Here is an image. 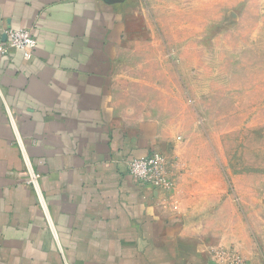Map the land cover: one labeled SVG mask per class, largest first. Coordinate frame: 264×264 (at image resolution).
<instances>
[{
  "label": "crops",
  "instance_id": "crops-1",
  "mask_svg": "<svg viewBox=\"0 0 264 264\" xmlns=\"http://www.w3.org/2000/svg\"><path fill=\"white\" fill-rule=\"evenodd\" d=\"M125 6L0 0V40L23 27L37 39L31 60L21 50L0 57V264H234L235 249L210 251L217 239L199 225L209 215H193L195 186L167 190L128 172L129 159L181 156V145L131 113L116 83ZM11 117L42 173L46 208L26 182Z\"/></svg>",
  "mask_w": 264,
  "mask_h": 264
},
{
  "label": "rangeland",
  "instance_id": "rangeland-1",
  "mask_svg": "<svg viewBox=\"0 0 264 264\" xmlns=\"http://www.w3.org/2000/svg\"><path fill=\"white\" fill-rule=\"evenodd\" d=\"M125 11L115 80L130 112L175 134L181 156L163 151L168 174L195 186L210 251L264 264V0H126Z\"/></svg>",
  "mask_w": 264,
  "mask_h": 264
},
{
  "label": "built area",
  "instance_id": "built-area-1",
  "mask_svg": "<svg viewBox=\"0 0 264 264\" xmlns=\"http://www.w3.org/2000/svg\"><path fill=\"white\" fill-rule=\"evenodd\" d=\"M37 46V39L30 28H9L3 40H0V57H7L14 50H21L23 56L27 60L33 59L35 56V49ZM12 126L15 133V138L20 146L23 157H25L31 170V183L33 184L41 205L46 208V201L43 195L38 174L30 166L29 155L26 151V146L17 125V122L11 117ZM168 159L161 151H153L147 155L134 157L128 161L129 174L140 183H148L156 187H163L170 190L174 187V182L169 176ZM226 257V254H222ZM229 259L234 264H243L244 259L237 253L232 252ZM66 261V260H65ZM65 264H74L66 261Z\"/></svg>",
  "mask_w": 264,
  "mask_h": 264
}]
</instances>
